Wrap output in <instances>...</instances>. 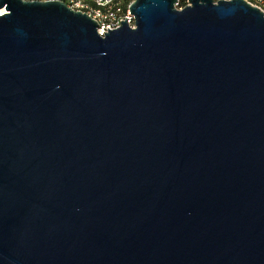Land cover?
Listing matches in <instances>:
<instances>
[{
	"label": "water",
	"instance_id": "water-1",
	"mask_svg": "<svg viewBox=\"0 0 264 264\" xmlns=\"http://www.w3.org/2000/svg\"><path fill=\"white\" fill-rule=\"evenodd\" d=\"M177 6L0 0V264H264V14Z\"/></svg>",
	"mask_w": 264,
	"mask_h": 264
},
{
	"label": "built area",
	"instance_id": "built-area-1",
	"mask_svg": "<svg viewBox=\"0 0 264 264\" xmlns=\"http://www.w3.org/2000/svg\"><path fill=\"white\" fill-rule=\"evenodd\" d=\"M23 1H61L74 11H79L87 15L97 24V33L104 36L110 31L119 29L122 24H126L134 29V18L129 7L134 0H23ZM178 1V0H177ZM219 1V0H214ZM248 5L256 8L264 14V0H243ZM179 3V2H178ZM188 5V0H185Z\"/></svg>",
	"mask_w": 264,
	"mask_h": 264
},
{
	"label": "trees",
	"instance_id": "trees-1",
	"mask_svg": "<svg viewBox=\"0 0 264 264\" xmlns=\"http://www.w3.org/2000/svg\"><path fill=\"white\" fill-rule=\"evenodd\" d=\"M179 4H181V8L185 7V0H178Z\"/></svg>",
	"mask_w": 264,
	"mask_h": 264
},
{
	"label": "rangeland",
	"instance_id": "rangeland-1",
	"mask_svg": "<svg viewBox=\"0 0 264 264\" xmlns=\"http://www.w3.org/2000/svg\"><path fill=\"white\" fill-rule=\"evenodd\" d=\"M185 6H186V5H185ZM177 9H178V10H181V9H182V8H181V4L178 3Z\"/></svg>",
	"mask_w": 264,
	"mask_h": 264
},
{
	"label": "bare ground",
	"instance_id": "bare-ground-1",
	"mask_svg": "<svg viewBox=\"0 0 264 264\" xmlns=\"http://www.w3.org/2000/svg\"><path fill=\"white\" fill-rule=\"evenodd\" d=\"M2 13H3V11L0 12V14H2Z\"/></svg>",
	"mask_w": 264,
	"mask_h": 264
}]
</instances>
